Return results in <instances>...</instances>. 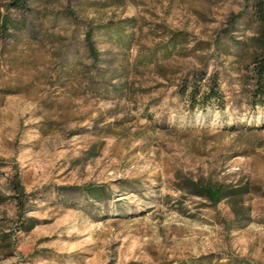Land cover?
I'll return each mask as SVG.
<instances>
[{"label": "rangeland", "instance_id": "374dc122", "mask_svg": "<svg viewBox=\"0 0 264 264\" xmlns=\"http://www.w3.org/2000/svg\"><path fill=\"white\" fill-rule=\"evenodd\" d=\"M257 1L0 0V264H264Z\"/></svg>", "mask_w": 264, "mask_h": 264}, {"label": "trees", "instance_id": "16d2710c", "mask_svg": "<svg viewBox=\"0 0 264 264\" xmlns=\"http://www.w3.org/2000/svg\"><path fill=\"white\" fill-rule=\"evenodd\" d=\"M27 4V0H14V7L22 8ZM256 17L260 26V30L257 36L252 38V41L257 48V53L254 56V71L256 74V81L258 87L260 88L258 95L261 102L264 103V0H258L256 3ZM8 19H5V25L8 24ZM92 33L89 32L86 35V41L88 42V49L91 55L95 58H98V52L96 51L94 44L91 42ZM216 87H218L216 85ZM209 97L218 100L220 98L219 90L217 88H212L210 90ZM192 194L202 197L208 200L213 205H218L225 199H230L241 192L240 190H235L227 188L220 185H210V184H199L192 183L187 184ZM86 193L91 195L94 198L99 199L101 196L100 191L95 188H88L85 190ZM6 201L5 196L0 194V203Z\"/></svg>", "mask_w": 264, "mask_h": 264}]
</instances>
